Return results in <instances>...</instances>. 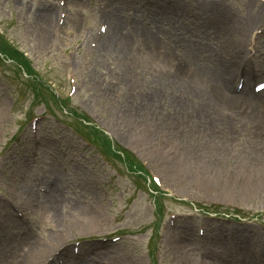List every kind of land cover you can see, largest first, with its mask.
Listing matches in <instances>:
<instances>
[{
	"label": "rangeland",
	"instance_id": "obj_1",
	"mask_svg": "<svg viewBox=\"0 0 264 264\" xmlns=\"http://www.w3.org/2000/svg\"><path fill=\"white\" fill-rule=\"evenodd\" d=\"M0 33L46 87L0 57V264H152L145 182L54 92L158 179L155 264H264V0H0Z\"/></svg>",
	"mask_w": 264,
	"mask_h": 264
},
{
	"label": "bare ground",
	"instance_id": "obj_2",
	"mask_svg": "<svg viewBox=\"0 0 264 264\" xmlns=\"http://www.w3.org/2000/svg\"><path fill=\"white\" fill-rule=\"evenodd\" d=\"M51 13H53L52 11H49V13H48V15H47V17H49V19H50V17H51ZM54 14V13H53ZM46 16V15H45ZM53 16H55V14L53 15ZM72 18V17H71ZM183 69H185L184 67H181V70H183ZM227 75H228V77L230 76V72H228L227 73ZM227 75L226 76H224L223 77V79H222V81H223V83H221V86H225V85H227V83H228V80H227ZM229 84V83H228ZM222 88V87H221ZM211 90H213L212 88H211ZM215 99H217V98H215ZM217 100H219V99H217ZM260 169H261V171L262 172H264V167L262 166V167H260ZM261 180V179H260ZM263 184L264 183H262V182H260L259 180L255 183V186H257V187H259V188H261L262 186H263ZM37 243V245L38 246H40V248L42 247V245H44V243L43 244H41L40 243V241H34V244H36ZM47 249H49V247H47ZM49 254H50V252H48Z\"/></svg>",
	"mask_w": 264,
	"mask_h": 264
},
{
	"label": "trees",
	"instance_id": "obj_3",
	"mask_svg": "<svg viewBox=\"0 0 264 264\" xmlns=\"http://www.w3.org/2000/svg\"><path fill=\"white\" fill-rule=\"evenodd\" d=\"M4 50H5L6 54L12 56V58H14V57L18 58V60H20V62L28 69L27 63L24 60H22V58L19 54H16L15 52L11 51L7 47H5Z\"/></svg>",
	"mask_w": 264,
	"mask_h": 264
}]
</instances>
